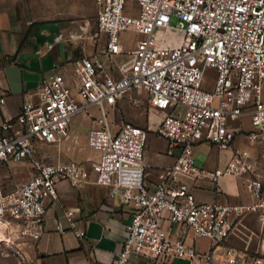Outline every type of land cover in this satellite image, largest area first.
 I'll use <instances>...</instances> for the list:
<instances>
[{"label":"built area","instance_id":"2783aa9c","mask_svg":"<svg viewBox=\"0 0 264 264\" xmlns=\"http://www.w3.org/2000/svg\"><path fill=\"white\" fill-rule=\"evenodd\" d=\"M94 1L99 49L71 60L72 73L44 75L38 99L0 122V171L10 164H29L31 170L13 189L0 175V241L15 245L19 263L27 264L24 246L45 233L48 201L58 199V183L82 187L89 162L95 183L132 208L112 264H129L135 254L159 264H214L217 250L226 264H264L262 252L226 244L234 218L247 206L199 202L185 181L200 174L216 184L224 176L241 177L260 197L262 182L249 148L234 149L225 166L208 172L197 170L195 151L205 142L230 149L241 135L251 145L264 143V0ZM135 91L144 92L152 108L166 111L156 132L171 152L178 150L154 185L145 180L148 130L130 122L118 126L108 111L126 96L138 104ZM5 100L1 96L0 104ZM94 108L100 114L87 144L95 157L51 161L46 148H60L71 137L75 116L91 118ZM79 212L64 209L55 218L57 231L85 237ZM198 238L209 240L206 250L190 242Z\"/></svg>","mask_w":264,"mask_h":264},{"label":"crops","instance_id":"0c3cea01","mask_svg":"<svg viewBox=\"0 0 264 264\" xmlns=\"http://www.w3.org/2000/svg\"><path fill=\"white\" fill-rule=\"evenodd\" d=\"M29 1L30 8L36 14L34 16H44L46 19L41 20L48 21L47 23L39 24L37 19L25 22L24 10L27 0H0V97L4 96L6 99L5 103L0 104V122L6 117L17 116L25 102H34L38 99L39 84L44 75L53 70L72 73L69 64L71 60L90 55L101 46L100 43L97 46L90 44L88 49L84 47L83 51H80L81 54L76 56L74 51L77 45L68 43L65 36L67 32L77 26L84 27L85 24L72 26L67 22H58L59 18L53 10L55 2L60 0ZM43 25L46 27L50 25L51 30L43 28ZM41 28L45 30H42L44 36L54 35L56 39L52 42L44 41L35 52L30 42L36 41L32 34ZM23 54L35 55L27 59L22 58ZM121 101L118 105L122 103ZM165 113L166 111L153 108L149 116L141 113L135 119V125L148 130L145 180L149 185L158 182L159 170L171 164L174 155L178 153V150L171 152L168 141L156 132ZM81 115H76L71 124V133L75 138L78 137L76 124ZM114 122L119 126L124 121L118 116ZM93 125L92 123L91 128ZM242 137L244 136H238L237 141L243 142L240 140ZM233 151L234 149L219 150L207 142L199 144L195 151L197 170L204 169L208 172L219 166H225L231 159ZM199 154L204 157H197ZM95 155L94 152V157ZM85 165L86 183L82 187L76 188L69 182H59L58 199L48 201L46 231L38 242L31 243L24 249L31 264H112L114 262L116 253L126 237V226L131 219L132 208L129 204L121 202L118 197H111L107 187L95 183L96 174L91 163ZM29 177L26 176L23 180ZM185 181L199 202L217 200L231 205L248 206L254 201L253 195L245 187V179L241 177L224 176L216 184L207 176L200 174L199 178L190 176ZM69 208H79V228L85 229V237L80 238L72 231L65 233L57 231L55 218L61 215L64 209ZM234 219L235 231L226 244L251 252L254 231L249 223L244 222L243 217ZM165 229H169L167 224ZM190 242L201 250H206L210 245L206 238H198ZM129 264H159V262L135 254ZM169 264H186V261L175 259ZM214 264H226L221 256V250L215 252Z\"/></svg>","mask_w":264,"mask_h":264},{"label":"rangeland","instance_id":"374dc122","mask_svg":"<svg viewBox=\"0 0 264 264\" xmlns=\"http://www.w3.org/2000/svg\"><path fill=\"white\" fill-rule=\"evenodd\" d=\"M24 11L25 22L33 19L39 20L37 21L39 24L48 22L41 20L42 18L46 19L44 16H34L36 14L33 12V9L30 8L29 0H27V6ZM53 11L59 18L57 20L58 22H67L72 26L85 24L84 27L77 26L72 31L67 32V35L65 36L68 43L77 45L74 51L76 56H79L81 54L80 51H83V48H87L90 44L97 46V6L94 0H60L59 2H55ZM176 21V18H174L172 23L176 24ZM44 27H46V25ZM123 38L126 39V36L124 35ZM130 45L133 46L134 43H130ZM131 95L132 97L139 98V103H131V97L126 96L121 101L122 103L116 107L117 110H108L112 120L121 116L124 123L130 122L132 124H136L135 119L141 113L149 116V112L150 110H153V108L150 106L146 94L142 91H135ZM92 113L93 117L91 118L82 117L83 115L78 118L76 124L78 133L77 138L71 134V137L65 140L61 144L60 148L56 146L46 148V152L53 157L50 158L51 161H56L58 158L63 161H68L70 159L83 161L94 157V152L87 145V132L91 128L92 123L94 124L93 126H95V120L98 118L100 112L97 108H94ZM243 127L245 130L250 128L249 120L247 118L243 122ZM240 140L243 142H239L236 139L232 143L230 149L249 148L253 154L252 160L254 162L255 173L257 174L256 177H258V179L262 182L260 197L257 198L253 196V203L247 206V209H245V212L241 217H243L244 222L250 224L251 229L254 231L250 247L252 250L251 253L253 255H259L257 252L259 250L260 253L262 252L261 254L264 255V143L259 142L251 145L245 137H242ZM197 157L203 158L204 155L199 154ZM1 169L0 175L8 188H14L23 180V178L26 176L29 177V173L31 172L29 164H10L9 166H4ZM25 247L27 246H24V249ZM14 252L15 245H9L0 241V264H20L19 258L14 254ZM26 262L27 264H31L29 261Z\"/></svg>","mask_w":264,"mask_h":264},{"label":"water","instance_id":"95a60500","mask_svg":"<svg viewBox=\"0 0 264 264\" xmlns=\"http://www.w3.org/2000/svg\"><path fill=\"white\" fill-rule=\"evenodd\" d=\"M50 26V25H49ZM43 27L45 29H49L51 30L50 27ZM42 30L44 29H39L37 31H35V33L32 34V37H34L36 39L35 42H30V45L33 46L34 48V51L36 52L39 48V46L42 44H44V41H47V42H52L54 39H56V36L54 35H49V36H44V34H42ZM45 31V30H44ZM61 35V34H60ZM35 54H32V55H22V58H27V59H30V57L34 56Z\"/></svg>","mask_w":264,"mask_h":264}]
</instances>
